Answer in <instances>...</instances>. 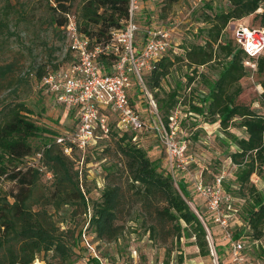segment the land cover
<instances>
[{"label": "trees", "instance_id": "trees-1", "mask_svg": "<svg viewBox=\"0 0 264 264\" xmlns=\"http://www.w3.org/2000/svg\"><path fill=\"white\" fill-rule=\"evenodd\" d=\"M128 1L80 0L75 15L78 31L93 43L107 42L110 30L122 26L126 20ZM227 1L230 4L227 10L206 15L205 21L209 27L202 30L203 43L187 47L182 59L189 66L218 65L216 79L208 80L202 75L206 91L196 102L189 104V111L205 122H218L224 131L234 120L244 128L246 136L229 133L238 148L229 157L237 166L235 180L240 195L245 198L244 227L230 240L247 236L251 241H259L264 238V191L251 183L250 176L264 174V113H257L250 105L238 102V97L242 92L240 80L248 73L246 60H255L257 72L264 75V51L256 58H249L235 40L233 42L223 37L222 31L230 21L250 16L258 18V25L248 21L246 24L264 26V0ZM47 3L51 25L64 32L66 15L71 14L73 0H47ZM3 24L0 17V28ZM111 63L110 58L102 57V72H108ZM168 64L170 60L165 56L154 63L149 71L151 89L159 88L160 80L168 72ZM10 70V65H0V79ZM46 73L38 68L37 79L41 81ZM189 78L192 80V77ZM260 87L264 102V79ZM177 95L172 90L165 102L156 99L157 110L163 113L161 115L159 112L165 121L177 103ZM0 114V179L13 183L9 190L0 185V264H33L37 260L42 264H73V246L79 243L80 235L78 241L72 235L70 240L66 232L60 231L49 211L59 210L63 206L83 209L87 214L86 229L95 239L116 240L122 232L117 223L119 207L125 197L121 187L107 184L99 198L90 201L86 197L88 191L83 189L82 170L75 159L77 152L73 150L71 156L63 152L62 146L56 143L57 131L38 126L30 118L31 110L23 103L0 111ZM109 124V136L123 159L129 195L155 221V225L148 227L149 232L154 234L157 225L170 223L175 242L180 245L181 239L192 238L187 245L195 246L199 256L210 255V242L204 223L207 225V221L200 214L199 206H196V210L202 218L190 207L188 201H191V196L186 181L183 178L174 179L168 170L160 166L159 159H150L146 151L135 143V132L118 129L114 123ZM41 134L45 136L42 143L32 144V139ZM92 147L88 146L86 150ZM38 152L41 157L35 159ZM29 160L35 165H29ZM46 173H50L49 178ZM223 182L224 179L221 186ZM245 228L248 231H244ZM207 229L209 231V225ZM212 245L218 264H221L220 255L222 252L228 254L229 249L224 243L214 240ZM177 252L178 263H181L180 246Z\"/></svg>", "mask_w": 264, "mask_h": 264}, {"label": "rangeland", "instance_id": "rangeland-1", "mask_svg": "<svg viewBox=\"0 0 264 264\" xmlns=\"http://www.w3.org/2000/svg\"><path fill=\"white\" fill-rule=\"evenodd\" d=\"M137 1L139 4L135 15L138 26L135 37L137 44L144 41L148 31L167 32L169 48L162 56L168 57L170 64L166 76L160 80L159 88L149 87V71L143 73L142 85L139 86L133 80L128 91L129 101L133 106L136 104L141 116L148 121L151 101L158 108L156 99L165 102L172 90L178 93L177 103L170 113L177 115L175 139L185 144L186 168L182 170L175 167L173 173L175 179L183 178L186 181L191 196V201H188L190 207L205 218L210 234L214 232L210 235L209 242L212 243L214 240L224 243L225 247L230 249L231 243L235 241L230 240L231 237L244 227L242 216L245 198L240 195L235 180L237 166L229 157L231 152L238 149L229 133L239 137L246 136V133L243 127L236 124L237 120L224 131L218 122H205L200 116L189 111V104L196 102L206 91L202 75L208 80L216 79L218 65L210 63L195 67L187 65L182 59L187 47L203 43V31L209 27V23L205 21L206 15L225 11L230 4L227 0ZM79 3L80 0H73L71 14L74 16ZM49 14L47 0H0V17L4 21L0 28V65H10L11 68L10 72L0 79V111L23 103L31 110L30 118L38 126L57 131L58 136L72 131L78 112L56 101L37 79L38 68L43 72L62 69L72 59L73 54L64 32L51 25ZM251 18L252 16L241 19L240 22L248 21L252 25H258V18L250 20ZM235 25L236 22H231L222 31L223 37L233 42L232 26ZM247 71V75L240 80L242 92L238 102L250 105L257 113H264L260 87L264 75L258 73L257 68L252 69L248 65ZM189 77H192V80ZM103 114L110 123L116 121L112 113L105 111ZM44 137L41 134L31 142L39 145ZM134 141L146 151L150 159H159L160 166L171 173L166 150L155 133L150 130L135 131ZM91 145L93 147L85 153L75 154L78 166L82 170L83 189L88 191L86 197L91 201L99 198L107 184L121 187L125 197L119 207L117 223L121 226L122 232L114 241H99L86 229L87 214L80 207L63 206L56 211L50 209L54 222L60 231L67 233L70 240L75 237L78 241L80 235L79 243L73 246V264H100L99 259L91 257L83 244L82 232H85V239L94 247L98 257L111 263L171 264L170 260L174 259L176 262L172 264H176L180 246L183 260H186L187 264H214V257L211 254L199 256L195 246L187 245L192 238L181 239L180 245L175 242L170 223L157 225L154 234L149 232L148 227L151 224L155 225V221L146 215L138 203L132 201L127 190L123 159L117 152L114 140L110 136L103 137ZM221 173H224L222 189L225 190V196H229L227 201L223 199L221 205V211L227 216L228 222L224 229L213 219L206 199L195 190L196 180L212 184L215 177ZM250 181L264 191V174H253ZM0 185L5 190L13 187L12 182L4 179H0ZM196 206H199L200 214ZM204 223L207 228L206 222ZM244 231L248 229L245 228ZM237 240L243 245V254L254 263L260 264L261 256H264V238L251 241L244 236ZM49 255L50 253L47 257ZM229 260V255L222 252L220 263L228 264ZM33 264L42 262L37 260Z\"/></svg>", "mask_w": 264, "mask_h": 264}, {"label": "built area", "instance_id": "built-area-1", "mask_svg": "<svg viewBox=\"0 0 264 264\" xmlns=\"http://www.w3.org/2000/svg\"><path fill=\"white\" fill-rule=\"evenodd\" d=\"M138 9V1L129 0L126 20L122 26L112 28L109 40L103 43H93L84 38L78 31L75 16L67 14V23L63 29L73 53L72 60L62 69L48 71L40 83L56 101L78 112L72 131L56 137V143L62 146L66 155L71 156L73 150L84 153L95 140L109 136L110 122L103 114L108 111L115 115L116 121L112 123L118 129L132 132L150 130L157 135L166 150L171 175L175 179L174 168L182 170L186 168L185 144L175 139L176 113H171L165 121L151 101L150 117L145 121L139 111L130 104L128 97L132 81L135 80L142 85L143 73L151 71L154 63L169 48L168 33L159 30L148 31L143 44L137 45L135 37L138 26L135 15ZM231 22H236V25L232 26V37L247 57L256 58L264 51V26H249L240 20L229 23ZM102 57L112 60L108 72H102L100 65ZM245 64L256 69L255 60L252 62L246 60ZM40 157L41 153L38 152L35 159ZM28 164L35 165L30 160ZM46 177L49 178L50 173H46ZM223 179L224 173L215 177L212 184H205L198 179L195 182V190L206 199L213 219L224 229L228 222L227 216L221 211V205L223 199L227 201L229 196H225L222 190ZM205 229L209 241V231L206 227ZM85 238V232H82L81 239L91 257L98 258L100 264H116L98 257L94 247ZM242 250L243 245L239 240L231 243L228 251L230 263L256 264L249 260ZM210 254L214 257V264H218L211 242ZM174 262H176L174 259L170 260L171 264ZM260 264H264V257L261 258Z\"/></svg>", "mask_w": 264, "mask_h": 264}, {"label": "crops", "instance_id": "crops-1", "mask_svg": "<svg viewBox=\"0 0 264 264\" xmlns=\"http://www.w3.org/2000/svg\"><path fill=\"white\" fill-rule=\"evenodd\" d=\"M146 38V37H145ZM137 43V42H136ZM143 44V42L141 43V44H137V45H142ZM133 82V81H132ZM132 86V85H131ZM129 97V96H128ZM134 107L136 108V104L134 105ZM137 109V108H136ZM138 110V109H137ZM139 111V110H138ZM145 119V118H144ZM149 119V118H148ZM198 251V250H197ZM229 263H230V260H229ZM228 263V264H229ZM176 264H187V262H186V260H183V262H181V263H176ZM200 264V263H199ZM231 264V263H230Z\"/></svg>", "mask_w": 264, "mask_h": 264}, {"label": "water", "instance_id": "water-1", "mask_svg": "<svg viewBox=\"0 0 264 264\" xmlns=\"http://www.w3.org/2000/svg\"><path fill=\"white\" fill-rule=\"evenodd\" d=\"M195 212V211H194ZM196 213V212H195ZM197 214V213H196Z\"/></svg>", "mask_w": 264, "mask_h": 264}]
</instances>
